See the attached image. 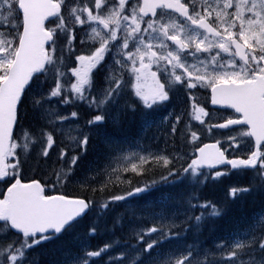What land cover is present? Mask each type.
Wrapping results in <instances>:
<instances>
[{
	"label": "snow or ice",
	"instance_id": "1",
	"mask_svg": "<svg viewBox=\"0 0 264 264\" xmlns=\"http://www.w3.org/2000/svg\"><path fill=\"white\" fill-rule=\"evenodd\" d=\"M0 264H264V0H0Z\"/></svg>",
	"mask_w": 264,
	"mask_h": 264
}]
</instances>
